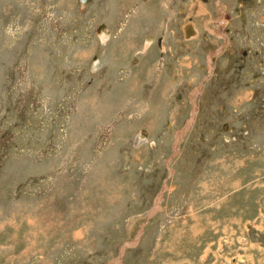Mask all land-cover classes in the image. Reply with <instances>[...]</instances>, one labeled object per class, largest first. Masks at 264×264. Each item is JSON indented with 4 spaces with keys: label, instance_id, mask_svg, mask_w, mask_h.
Returning <instances> with one entry per match:
<instances>
[{
    "label": "rangeland",
    "instance_id": "1",
    "mask_svg": "<svg viewBox=\"0 0 264 264\" xmlns=\"http://www.w3.org/2000/svg\"><path fill=\"white\" fill-rule=\"evenodd\" d=\"M203 2L161 65L109 0H0V264H264V0Z\"/></svg>",
    "mask_w": 264,
    "mask_h": 264
},
{
    "label": "crops",
    "instance_id": "2",
    "mask_svg": "<svg viewBox=\"0 0 264 264\" xmlns=\"http://www.w3.org/2000/svg\"><path fill=\"white\" fill-rule=\"evenodd\" d=\"M90 2L97 4V0H89L88 3H85L84 5H87ZM109 2L110 3L108 6L110 7V10L108 16H110V19L104 21L105 24H107L108 25L107 27L110 28L109 29L111 30L110 32L117 31L119 33L127 34L125 36L123 44L121 46L119 45L115 47L116 48L114 50L115 52L121 51L123 48L140 49L143 40H145L148 37L146 34L147 37H144L143 39L141 37V34H143V32L146 33L151 30L148 27V24L150 23L151 20L154 21L155 27H158L159 25L165 27L164 25H166L164 23L157 24L156 21L157 22L159 20L161 21V18L164 21L165 18H167V16H165L166 12L165 11L163 12V10H161L159 7V5L161 6L163 5L164 8H167L169 6L167 0H109ZM201 8L204 11L206 10L202 6ZM172 11L174 13L175 11L174 7ZM172 15L173 14H171L170 17ZM108 16H106L105 18H109ZM166 22H168V20H166ZM185 34L186 35L194 34V31L190 27L189 32ZM132 38L137 41L138 39H140V41L142 40V42L135 43V41H133L132 43H128L127 39H132ZM122 55L124 56V54Z\"/></svg>",
    "mask_w": 264,
    "mask_h": 264
},
{
    "label": "flooded vegetation",
    "instance_id": "3",
    "mask_svg": "<svg viewBox=\"0 0 264 264\" xmlns=\"http://www.w3.org/2000/svg\"><path fill=\"white\" fill-rule=\"evenodd\" d=\"M202 3H198V6L200 7V10H198L197 9V7H195L194 6V13H195V15L193 16L192 15V17H193V19L194 18H196V21H198L197 19H198V17H197V15L198 14H201L202 16H204V15H206L208 12L205 10H202V8H201V6H203L204 4V2H203V0H200ZM208 1V0H207ZM167 2H168V4H169V6L167 7V8H164L163 7V5L161 6V5H159V7H160V9L161 10H163V12L165 11V12H168L165 16H167V18H166V20H171V25H172V27L174 26L175 27V29H176V27L178 28V26H179V30L181 31V28H182V32L184 33V35L186 36V38L187 39H190V38H199V28H198V26H197V23L195 22V21H193L192 20V17H189L190 19L187 21V19H186V22L185 23H183V24H181V23H178V22H176L178 19V16L180 17V15L178 14V13H181V12H183L184 10H182V8H183V3H185V4H187L184 0H167ZM192 4H194V3H192ZM195 4H197V3H195ZM201 5V6H200ZM172 6V7H171ZM173 7L175 8V11H174V13H173ZM184 9V8H183ZM222 10H223V8H222ZM222 10H221V7H218L217 6V11H219V14L222 12ZM171 14H173L171 17H170V15ZM223 14H224V12H223ZM216 15H217V13H216ZM223 16V15H222ZM176 20V21H175ZM221 18H219V19H217V21L215 22V25L218 27V23L219 22H221ZM175 21V22H174ZM211 21H213V18H210V21H208L207 20V26H206V32L208 33V35L206 34V36H208L209 37V35L210 36H216L217 38H220V37H223V38H227V39H229V36L227 35V34H224V33H222V32H220V30L219 29H217V27H215V25H214V29H212L211 28ZM209 22V23H208ZM210 24V25H209ZM164 25V24H163ZM181 27V28H180ZM190 27L192 28V30H194L195 31V34H193V35H186L185 33H187V32H189V29H190ZM219 28V27H218ZM106 29H108V27H107V24H106ZM177 30V29H176ZM109 31V30H108ZM110 33V32H109ZM200 41V40H199ZM145 44L147 43L148 45H146L147 47L148 46H150V45H154V43H156L157 44V47H158V50H160V56H161V58H160V61H158V63H160L161 65H163L164 64V60L162 59L163 57H165L164 55L166 54V53H168L169 52V49H168V46H167V44L165 43V38L162 36V37H158L156 40H154V38H153V36H148L146 39H145ZM227 42H229V40H227ZM226 41H225V44L227 43ZM222 45H224V44H222ZM220 51V50H219ZM218 51V52H219ZM223 51H225V46H223L222 47V50H221V52H223ZM227 52V51H226ZM231 52V51H230ZM220 53V52H219ZM247 51L246 50H244L243 51V57H240V58H244V57H246V55H247ZM256 53V52H255ZM220 54H222V53H220ZM227 54V53H226ZM231 54H234L233 52H231ZM229 55V54H228ZM215 61H217V59L216 58H214L213 59V66H214V64L216 63ZM96 63H95V69L96 68H100L101 67V64H100V62L99 61H95ZM215 62V63H214ZM241 68H243V66H240ZM239 67V68H240ZM204 87V86H203Z\"/></svg>",
    "mask_w": 264,
    "mask_h": 264
},
{
    "label": "water",
    "instance_id": "4",
    "mask_svg": "<svg viewBox=\"0 0 264 264\" xmlns=\"http://www.w3.org/2000/svg\"><path fill=\"white\" fill-rule=\"evenodd\" d=\"M89 0H79V2L84 5L85 2H88ZM100 27V30L99 32H105L108 34V31L105 30L106 28V25L104 23H101L99 25ZM148 138V133H147V130L144 129V128H141L140 130H138V132H136V134L133 136V139H132V144L134 145H137V144H140L141 142L143 141H146V139ZM151 144H153V142L151 141Z\"/></svg>",
    "mask_w": 264,
    "mask_h": 264
},
{
    "label": "bare ground",
    "instance_id": "5",
    "mask_svg": "<svg viewBox=\"0 0 264 264\" xmlns=\"http://www.w3.org/2000/svg\"><path fill=\"white\" fill-rule=\"evenodd\" d=\"M85 3H87V2H85ZM193 31H194V30H193ZM194 34H195V31H194ZM98 35L107 37L108 35H110V33L107 34V33H105V32H99ZM191 35H193V34H191ZM188 36H189V35H188ZM108 37H109V36H108ZM147 132H148V131H147ZM148 134H149V133H148ZM148 139H149V136H148ZM148 139H147V140H148Z\"/></svg>",
    "mask_w": 264,
    "mask_h": 264
}]
</instances>
